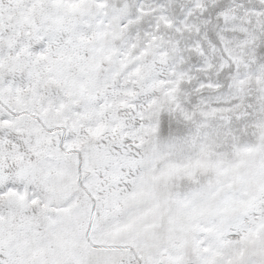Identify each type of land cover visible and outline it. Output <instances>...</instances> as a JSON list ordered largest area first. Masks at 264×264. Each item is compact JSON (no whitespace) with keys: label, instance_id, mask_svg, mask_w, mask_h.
<instances>
[{"label":"snow or ice","instance_id":"1","mask_svg":"<svg viewBox=\"0 0 264 264\" xmlns=\"http://www.w3.org/2000/svg\"><path fill=\"white\" fill-rule=\"evenodd\" d=\"M0 264H264V0H0Z\"/></svg>","mask_w":264,"mask_h":264}]
</instances>
